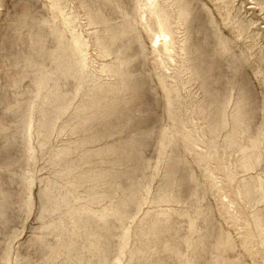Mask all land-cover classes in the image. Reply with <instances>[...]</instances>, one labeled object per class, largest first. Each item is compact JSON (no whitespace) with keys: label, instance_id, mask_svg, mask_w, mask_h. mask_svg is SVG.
I'll use <instances>...</instances> for the list:
<instances>
[{"label":"rangeland","instance_id":"374dc122","mask_svg":"<svg viewBox=\"0 0 264 264\" xmlns=\"http://www.w3.org/2000/svg\"><path fill=\"white\" fill-rule=\"evenodd\" d=\"M0 264H264V0H0Z\"/></svg>","mask_w":264,"mask_h":264}]
</instances>
